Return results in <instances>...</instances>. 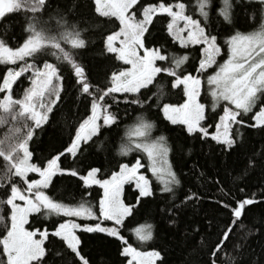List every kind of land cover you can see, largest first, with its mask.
<instances>
[{
  "label": "snow or ice",
  "instance_id": "obj_1",
  "mask_svg": "<svg viewBox=\"0 0 264 264\" xmlns=\"http://www.w3.org/2000/svg\"><path fill=\"white\" fill-rule=\"evenodd\" d=\"M94 49L103 66L95 74L87 63ZM0 65V264H92L81 233L101 244L119 241L126 264H169L177 244L181 264H264V218L259 236L244 231L264 191L248 195L227 183L237 165L243 171L233 182L264 170V0H0ZM172 92L182 102H165ZM129 108L136 116L117 154L137 153L134 161L110 172L75 166L93 147L107 150L105 133L119 129ZM153 110L179 129L186 155L211 150L215 173L174 170L169 138L153 136ZM49 126L59 146L41 156L36 149ZM250 132L261 137L251 153L244 150ZM213 175L220 179L209 189L218 195L192 183ZM57 181L74 185L80 199L49 195ZM93 186L102 190L95 203L87 199ZM149 204L178 242L173 235L157 244L147 220L128 229L138 246L123 234L127 221L150 215Z\"/></svg>",
  "mask_w": 264,
  "mask_h": 264
},
{
  "label": "trees",
  "instance_id": "obj_2",
  "mask_svg": "<svg viewBox=\"0 0 264 264\" xmlns=\"http://www.w3.org/2000/svg\"><path fill=\"white\" fill-rule=\"evenodd\" d=\"M241 25L244 24V21H240ZM157 28H159V23L157 24ZM17 35L19 34V28L15 29ZM155 31V29H154ZM163 37H161V40ZM99 48V42L95 46V49ZM90 51L87 54V63L92 67V72L95 74L98 70H102L103 66L99 65V61L102 59L96 53V50ZM172 49L169 48V51ZM188 67L190 68L191 65L189 64ZM4 66L0 65V70H3ZM65 76V84L69 82V72L67 70L64 71ZM27 81H25V85ZM207 85L205 84V88ZM16 94H21L22 89L17 87L15 89ZM119 95V94H117ZM181 101V95H177L175 92L169 93L165 102H177ZM201 102L204 101V97L202 95ZM63 107V106H61ZM121 108V116L123 117V108L124 105H120ZM113 110H115V106H113ZM83 111V109H81ZM130 116L124 118V123L120 125L119 129H114L111 133H105V136H108L109 139L106 141L107 150L106 151H98L95 147L91 149L92 154H85V156L81 157L83 160V165L79 162L75 166L84 167L88 164L92 166L101 167L103 171L110 172L114 169V166L117 162L127 163L130 161H134L137 153H132L127 157H121L117 154V149L121 140L125 136V131L127 128L132 124V118L136 116V112H133L131 108H129ZM62 115H67V109H64L63 113H57V118H60ZM150 120L154 121L156 127L153 131V136L164 134L166 137L169 138V144L171 145L172 151L169 155L170 163H172L173 168L177 171L180 175H184L188 173L189 169L192 167H199L200 171L215 173L216 169L212 167L215 159L211 153V150L208 147H204L202 150L197 148L194 154L186 155L188 150V143L185 142L184 136L180 134L179 129L176 126H172L167 123V121L163 120L162 115L158 114L155 110L147 113ZM62 126V122H61ZM6 133L3 129H0V138H2ZM41 135L43 143L36 149L37 154L41 156H46L49 151H51L50 144H56L59 146L60 137L57 131L53 130L52 126L48 127V130ZM64 139H67V133L64 134ZM103 140L104 137H101ZM261 137L254 132H250L248 135L247 143L245 144L244 150L251 153L255 148H259L260 146ZM102 147H104L102 145ZM183 148V151L181 150ZM98 154H95L97 153ZM216 156L219 157V152L216 153ZM230 162L235 161L236 157H226ZM64 166L72 165V159H64L63 161ZM243 170L237 165L236 171H231L230 175L227 176V183L228 187L232 188L234 183L244 187L245 193L251 195L252 193H256L259 195L262 191H264V170L260 168L255 169L254 171H250L246 176H242L241 179L236 180L233 182V177L237 176ZM150 175V173H148ZM212 179H220V177H207V182H205V177H192V183L195 185L196 188H199L201 192H209L211 195H218L213 190L209 189V184ZM155 184V181H153ZM74 185H69L67 182L57 181L55 188L49 192V195L54 196L57 200H63L64 202H71L75 203L80 199L79 191H73ZM227 191V189H225ZM99 194H102V190L98 188V186H93L90 190L89 196L87 199L95 203L98 198ZM234 195L238 197H242L244 194L239 193L238 191L234 190ZM75 197V199H73ZM126 198L131 199L130 190L126 192ZM150 210V215H145L143 213L137 214L134 220H129L126 222V227L123 230V234L129 238L130 243L134 246H138L135 239L131 236L128 229L134 228L137 226L138 223H143L147 220L149 223L154 224V233L157 237L156 243L160 244L161 242L169 241L173 235H175L174 243L178 242L180 239V234L178 232H174L172 227L168 225L167 221L164 220L156 207L155 204H149L146 206ZM189 213V218H190ZM221 225L223 222V213L219 214ZM264 218V204H258L254 207H251L245 218V229H251L256 236H259L260 233L258 231L260 227V222ZM56 219V218H53ZM40 221L31 220V226H39ZM50 226V224H49ZM28 227V226H27ZM3 231V226L0 225V232ZM241 229H237V233H239ZM81 236L84 239V252L90 257L92 264H126L124 258L119 255V241H115L114 239L110 238V242H105L101 244L99 241L92 238L91 234L81 233ZM259 240H253L252 243L254 245L258 244ZM152 247L151 244L145 245L144 248L147 250L148 248ZM182 250L178 247L175 248V251H170L168 255L169 264H181L182 260Z\"/></svg>",
  "mask_w": 264,
  "mask_h": 264
},
{
  "label": "rangeland",
  "instance_id": "obj_3",
  "mask_svg": "<svg viewBox=\"0 0 264 264\" xmlns=\"http://www.w3.org/2000/svg\"><path fill=\"white\" fill-rule=\"evenodd\" d=\"M78 222H81V221H78ZM27 227V226H26Z\"/></svg>",
  "mask_w": 264,
  "mask_h": 264
}]
</instances>
